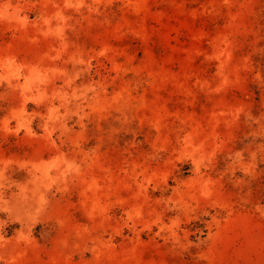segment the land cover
Here are the masks:
<instances>
[{
  "label": "rangeland",
  "instance_id": "1",
  "mask_svg": "<svg viewBox=\"0 0 264 264\" xmlns=\"http://www.w3.org/2000/svg\"><path fill=\"white\" fill-rule=\"evenodd\" d=\"M0 264H264V0H0Z\"/></svg>",
  "mask_w": 264,
  "mask_h": 264
}]
</instances>
